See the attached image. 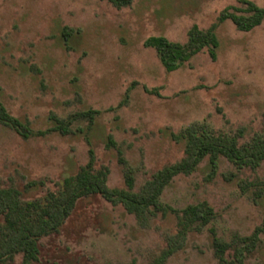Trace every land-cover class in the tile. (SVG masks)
Instances as JSON below:
<instances>
[{"label": "rangeland", "instance_id": "1", "mask_svg": "<svg viewBox=\"0 0 264 264\" xmlns=\"http://www.w3.org/2000/svg\"><path fill=\"white\" fill-rule=\"evenodd\" d=\"M244 0H0V103L31 136L0 123V188L23 202L62 188L94 158L112 188L140 191L152 175L185 157L182 134L193 126L237 135L240 145L264 133V20L251 31L232 19ZM264 7V0H250ZM194 25L215 26L216 57L205 48L167 71L145 45L151 36L185 44ZM72 29L69 41L64 28ZM90 112V114H85ZM70 133L54 129L55 119ZM209 157L165 187L161 201L182 210L207 202L215 216L178 237L180 215L138 217L99 194L79 199L57 232L39 241L30 264H229L238 238L264 223V160L239 167ZM212 229L231 243L215 254ZM175 249L166 255L168 250ZM0 264H24L23 254ZM244 264H264V233Z\"/></svg>", "mask_w": 264, "mask_h": 264}, {"label": "trees", "instance_id": "2", "mask_svg": "<svg viewBox=\"0 0 264 264\" xmlns=\"http://www.w3.org/2000/svg\"><path fill=\"white\" fill-rule=\"evenodd\" d=\"M116 6L129 5L133 0H109ZM245 8L231 7L244 14L230 12L225 9L219 16V23L232 19L240 30L251 31L264 20V7L250 0L243 1ZM73 30L64 28L65 41L72 37ZM145 45L153 47L159 54L160 60L167 71H174L181 67L191 57L205 48L210 49L213 58L219 47V38L215 26L207 30L194 25L189 31V40L182 44L173 42L165 36H151ZM85 114H90L87 112ZM55 119L54 129L61 134L70 133V124L59 118ZM0 123L15 129L25 138L31 136L29 126L19 118L12 116L0 103ZM185 144V157L164 167L152 175V178L138 192L133 191L134 178H126L127 189L112 188L107 183V173L95 171L94 158L81 167L80 170L64 180L58 191H50L42 200L23 202L20 192L14 188H0V263L11 260L17 254H23L24 264L37 260L39 241L42 237L57 232L72 214L77 201L83 197L99 194L114 204H122L130 213L143 217L149 211H171L180 216L178 237L185 239L193 225L204 226L209 224L215 216L214 209L207 202L188 205L182 210L173 209L161 201L162 193L172 178L180 173L193 172L198 164L209 157L211 175L214 174L219 156L227 157L239 167H257L264 160V133L257 134L243 145L238 142V136L215 133L208 127L188 128L182 134ZM264 233V223L253 234L237 239L234 259L229 264H244L245 255L255 248L259 235ZM212 241L216 256L226 262V252L231 249V243L218 237L212 229ZM175 249L168 250L166 255Z\"/></svg>", "mask_w": 264, "mask_h": 264}]
</instances>
